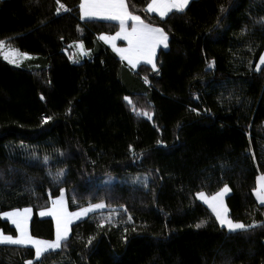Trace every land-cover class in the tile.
Here are the masks:
<instances>
[{
	"label": "trees",
	"instance_id": "16d2710c",
	"mask_svg": "<svg viewBox=\"0 0 264 264\" xmlns=\"http://www.w3.org/2000/svg\"><path fill=\"white\" fill-rule=\"evenodd\" d=\"M81 1L0 0V41L27 53L20 65L0 55V229L16 234L3 213L62 190L72 210L107 209L39 259L0 244V264H264V0H192L166 18L126 0L168 34L156 69L121 59L100 39L118 25L83 20ZM225 186L245 229L197 197ZM31 233L54 239L53 220L35 215Z\"/></svg>",
	"mask_w": 264,
	"mask_h": 264
},
{
	"label": "snow or ice",
	"instance_id": "6c2138e0",
	"mask_svg": "<svg viewBox=\"0 0 264 264\" xmlns=\"http://www.w3.org/2000/svg\"><path fill=\"white\" fill-rule=\"evenodd\" d=\"M188 4L189 0H151V3L146 10L157 12L161 17H165L174 9L177 12L182 13ZM61 7H63V5H61ZM80 8L85 16L102 15L108 19L119 21L120 31L117 32L115 36L110 37L102 35L100 36V39L108 43H113V47L115 48L114 41L123 37V39L128 41V47L115 48L123 59L127 60L132 67H136L141 61H145L150 64L153 69H156L154 57L157 48L161 45H163L164 48L168 47L169 37L163 28L146 23L139 15H133L128 11L125 0H83ZM64 10L68 11L67 8H64ZM57 11H59V9ZM128 21H132L130 31L128 29ZM3 46L4 42L0 41V49H3ZM78 47L83 52V43L79 44ZM20 55L27 58V53H21ZM4 58L11 63H17L16 57L10 53L5 52ZM260 64L264 65V56L260 57ZM145 81L147 82V77H145ZM125 99L128 98L126 97ZM140 114L148 116V118L151 119V116L146 111H142ZM45 160H47V157H45ZM62 175V170L57 173L58 177ZM259 184L260 186L256 191V195L260 203L264 204V177L260 178ZM227 191H229V189L225 186L222 191L217 192L211 197L205 196L203 192H200L198 195L200 199L204 200L209 207H211L212 212L215 213V217L219 220L221 225H227L230 230L245 229L246 226L243 223L233 222L228 218V209L223 204V196ZM103 207H105V205L100 203L85 208L82 212L69 213L63 196H61L60 199L53 200L52 208L41 212V215L55 216V241L34 239L28 233V220L32 211L30 208L5 212L3 215L11 219V222L16 225V228L19 230V236L13 238L12 236L0 234V243L7 242L15 245H34L36 256L40 257L41 254L48 249L60 248L61 241L65 240L69 234V225L72 223L73 218L79 219L82 214ZM129 219H131V217H129ZM202 223H206V221ZM196 227H201V224H197ZM88 243H91V238ZM28 264H32V262L29 261Z\"/></svg>",
	"mask_w": 264,
	"mask_h": 264
},
{
	"label": "rangeland",
	"instance_id": "374dc122",
	"mask_svg": "<svg viewBox=\"0 0 264 264\" xmlns=\"http://www.w3.org/2000/svg\"><path fill=\"white\" fill-rule=\"evenodd\" d=\"M124 47H125V46L122 45V46H119V47H117V48H124ZM5 52L10 53V54H12V55H14V56L16 57V59H17V63H12L13 65H20V64L26 59V58H24V57H22V56L20 55L21 53H20L19 51L13 49L12 47H10V46L7 45V44H4L3 49H0V55H1L3 58H4V53H5ZM4 59H5V58H4ZM5 60H6V59H5ZM7 61L10 62L9 60H7ZM10 63H11V62H10ZM116 182H119V179H118L116 176H113V175H106V176L103 178V180H102V183H105V184H113V183H116ZM224 188H225V187H224ZM224 188H223V189H224ZM227 188L229 189V191H227V192L224 193V196H223V204H224V206L227 207V209H228L226 199H227V197H228L229 194H230V188H229L228 186H227ZM223 189H222V190H223ZM222 190H221V191H222ZM219 192H220V191H219ZM203 193H204V192H203ZM198 194H199V193H198ZM198 194H197V197H198L199 201H201V203H203L204 205H206V206L212 211L211 207H209V205H208L204 200L200 199ZM204 194H205V196H207V197H211V196H212V195H208V194H206V193H204ZM61 196H63V199H64V201H65V204H66V207H67V210H68L69 213L82 212L83 209H85V208H89V207H91L92 205H95V204H100V203H102V204L105 205V207H103V208L93 209L92 211H89V212H87L86 214H82V215L79 217V219L73 218L72 223L69 225V229H70V230H69V234H68V236H67L66 239H68L69 236H70V234H71V227H72L73 224H76V223H78V222H80V221L86 219L87 217H89L91 214H93V213H95V212L103 211V210L107 209V206H106V204H105L104 202H99V203H95V204H90V205L84 206V207L79 208V209H76V210H72V209L69 207V203H68V198H67L66 190H62L61 193H60V195H59L58 197L52 199V201H53V200L60 199ZM52 201H51V204H50L48 207H45V208H42V209H39V210H34L33 208H30L32 211H31V214H30V217H29V220H28V226H27V227H28V233H29L34 239H40V238H38V237L33 236L32 233H31V222H32V219L34 218L35 215H37L38 218H40V219H48V218H49V219H52V220H53L54 225H55V236H54V239H52V240H46V241H55V239H56V218H55V216L41 215V212L47 211L48 209H51V208H52ZM19 210H23V209H19ZM12 211H15V210H12ZM8 212H11V211H8ZM3 214H4V213H3ZM3 214L1 215L2 220H4V221H8V222L10 223V225L16 229V234H8V233H5L2 229H0V234L6 235V236H12L13 238H17V237L19 236V230L16 228V225H14V224L11 222V219H9L8 217L4 216ZM214 215H215V213H214ZM227 215H228V218L231 219L230 216H229V209H228V213H227ZM217 220H218V219H217ZM231 220H232V219H231ZM232 221H233V220H232ZM218 222H219V220H218ZM233 222H234V221H233ZM219 224H220V222H219ZM220 225H221V224H220ZM221 226L224 227V228H226V229L229 230V231H237V230H240V229H237V230H230V229L227 227V225H221ZM66 239H65V240H66ZM40 240H44V239H40ZM65 240H63V241H65ZM63 241H61V245H62ZM0 244L14 245V246H23V247H31V248H34V249H35L34 245H31V244H26V245H15V244L7 243V242H3V243H0ZM60 247H61V246H60ZM57 249H59V248L48 249L46 252H48V251H53V250H57ZM46 252H44V253H46ZM44 253H42L41 256H42ZM41 256H40V257H41ZM36 257H37V256H36ZM40 257H37V259H39Z\"/></svg>",
	"mask_w": 264,
	"mask_h": 264
},
{
	"label": "crops",
	"instance_id": "0c3cea01",
	"mask_svg": "<svg viewBox=\"0 0 264 264\" xmlns=\"http://www.w3.org/2000/svg\"><path fill=\"white\" fill-rule=\"evenodd\" d=\"M192 0H189V4H190V2H191ZM83 3V0L81 1V4ZM151 3V2H150ZM149 3V4H150ZM125 4L127 5V1L125 0ZM188 4V5H189ZM127 7H128V5H127ZM188 7V6H187ZM186 7V8H187ZM185 8V9H186ZM128 11H129V9H128ZM176 10L174 9L172 12H175ZM80 12H81V18L83 19V20H85V21H98V22H104V23H113V24H117L118 25V31L117 32H119L120 31V25H119V21H116V20H111V19H108V18H106L105 16H102V15H98V16H85L84 15V13H83V11H82V9L80 10ZM130 12V11H129ZM150 12V11H149ZM172 12H170L168 15H170ZM151 14H155V15H157V16H159L160 18H166L167 16H165V17H161L160 15H159V13H157V12H150ZM127 24H128V29H129V31L131 30V26H132V21H128L127 22ZM116 32V33H117ZM115 33V34H116ZM115 34H113V35H106V36H115ZM102 36V35H101ZM104 41V40H103ZM168 41H169V39H168ZM105 42V41H104ZM109 47H111L120 57H121V55L115 50V48H117V47H119V46H122V45H124L125 47L124 48H127L128 47V41L127 40H125V39H123V37H121V38H119V39H116L115 41H114V44H115V48L113 47V43H108V42H105ZM168 48V47H167ZM167 48H164L163 47V45H161V46H159L158 48H157V50H156V55H155V57H154V61H155V64H156V62H157V57H158V54H159V52H160V50H166ZM262 56H264V54L262 55ZM121 59H123L122 57H121ZM126 63H128V61L127 60H125V59H123ZM129 64V63H128ZM130 65V64H129ZM141 65H148V66H151L150 64H148V63H146L145 61H141L139 64H137V66L136 67H132L131 65V67L132 68H138L139 66H141ZM260 66H264V65H262V64H260ZM152 67V66H151ZM261 177H264V175H261L260 177H259V180H258V184H257V188H256V190H255V197H256V199H257V201H258V203L260 204V205H264V204H261L260 203V201H259V199L257 198V195H256V191H257V189L259 188V186H260V184H259V181H260V178ZM241 230V229H240Z\"/></svg>",
	"mask_w": 264,
	"mask_h": 264
}]
</instances>
